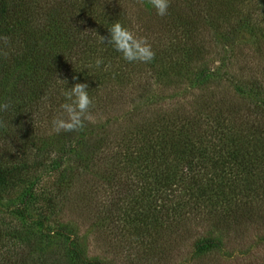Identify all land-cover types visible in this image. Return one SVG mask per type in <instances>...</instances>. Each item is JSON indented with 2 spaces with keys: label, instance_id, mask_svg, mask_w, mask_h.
<instances>
[{
  "label": "trees",
  "instance_id": "obj_1",
  "mask_svg": "<svg viewBox=\"0 0 264 264\" xmlns=\"http://www.w3.org/2000/svg\"><path fill=\"white\" fill-rule=\"evenodd\" d=\"M37 2L0 0V37L9 38L7 45L0 40V52L8 53L7 57L0 54V104L10 105L6 111L0 110V200H10L17 188L26 186L22 209L12 206V212L21 209L24 215L36 197L40 181L37 172L47 162L55 172L68 157L87 166L88 160L105 154L98 145L88 160L83 158L77 141L84 139L83 135L75 143L58 144L57 156L47 157L46 149L59 142H53L55 135L44 133L43 128L49 130L52 120L62 115L61 105L66 102L63 93L75 83H86L94 102L106 87L120 94L135 92L141 86L135 81L138 64L149 67V71L185 67L200 54V25L213 26V15L225 11L218 0H169L166 16L152 10L150 21L157 28L147 25L134 32L147 38L155 58L149 63H130L112 45L101 42L113 23L126 26L121 21L123 16L111 13L108 0L104 1L106 7L97 0H52L46 7ZM251 2L248 0L242 10L232 5L229 9L235 10L239 19L235 25L263 45L264 27L260 24L264 0H256L255 5ZM164 41L171 45L163 49ZM97 59L103 61L99 67ZM245 84L252 90L237 86L245 98H264V93H258L261 79L250 78ZM249 108L246 106L243 113L240 105L230 104L220 117L214 109L200 114L182 109L171 116L146 120L122 137L119 168L129 183H113L127 189L131 200L119 230L120 235L129 238L131 247L134 244L142 249L144 258L164 252L162 231L176 219L201 218L213 224L214 233L195 243L194 252L202 254L221 249L223 232L226 235L239 224L258 218L259 208L264 207V123L250 118ZM206 148L211 156L206 154L199 163L198 155ZM57 174L54 192H46L45 206L37 213L41 226L57 217L55 200L63 197L61 193L71 184V175L65 169L57 170ZM9 211V207L3 211L0 206V214ZM261 217L264 220V214ZM57 230L70 233L64 224ZM48 244L42 232L0 230V264H46L42 249ZM63 258L64 264H101L85 255L76 237L68 242Z\"/></svg>",
  "mask_w": 264,
  "mask_h": 264
},
{
  "label": "rangeland",
  "instance_id": "obj_2",
  "mask_svg": "<svg viewBox=\"0 0 264 264\" xmlns=\"http://www.w3.org/2000/svg\"><path fill=\"white\" fill-rule=\"evenodd\" d=\"M104 1L106 0H97L106 7L108 4ZM218 1L225 11L213 15V26L208 23L207 26L203 23L200 25L198 47L195 44L200 54L188 61L185 67L177 71L158 69L149 71V67L138 64L140 70L138 69L135 81L141 86L131 94L126 91L120 94L118 90L106 87L104 92L99 93L100 99L97 97L90 109L93 122L86 123L83 131L67 134L54 132L52 125L49 130L47 127L43 128L44 133L55 135L52 137L53 142H59L46 149L49 158L57 156L58 144L75 143V139L83 135L84 139H76L80 142L78 150L82 149L80 151L83 158L87 157L88 160L90 153L98 145L105 154L96 155V158L88 160L87 166L80 163L77 158L68 157L56 167L55 172L51 169L52 165L49 166L47 162L42 170L37 172L40 181L36 185V197L29 204L25 215L21 206L26 186L17 188L10 200L7 197L0 200L2 210L7 207L10 210L0 214L1 231L16 228L44 233L49 240V244L42 249L46 264H64L63 257L68 251V242L72 237L79 240L88 258H96L101 264H264V220L261 217V214H264L262 210L264 207L259 208L260 214L255 221L239 224L238 228L226 233L227 238L223 232L220 237L221 249L217 252L202 254L194 252L196 241L208 234L212 235L215 230L212 223L201 218L186 217V221L176 219L167 229L164 228L161 234L164 252L148 259L143 257L141 248L134 244L131 247V243L130 245L128 243L129 238L120 235L119 230V223L123 224L124 214L127 213V202L131 200L127 189L125 191L120 185L129 183V180L126 173L119 168V152L121 153L119 148L122 137L140 123L154 117L171 116L182 109L196 114L202 111L208 113L214 109L215 114L220 117L219 114L230 104L240 105L243 113L246 106L251 107L250 118L254 117L255 121L264 123V104L260 105L264 98L258 96L245 98L237 88L238 86L244 87L246 91L252 90L245 81L256 77L262 82L259 84L258 93L259 91V94L264 93V44L238 28L235 25L239 20L235 10L229 9L232 5L234 9L237 7L242 10L248 0ZM38 2L46 7L52 0ZM108 2L112 6L110 12L123 16L121 21L125 22V27L131 28V31L136 32L147 25L157 28L155 22L150 21L154 8L148 0ZM255 3L256 0H252L251 4ZM261 21L260 26L264 27V18ZM226 34H229V37L224 39L223 36ZM162 39L163 37L159 40ZM173 39L171 43L174 42ZM162 44L163 49L171 45L166 41ZM147 84L151 86L145 92H139L140 88L146 87ZM49 118L54 117L50 115ZM38 119L41 124L42 119L41 121L40 117ZM208 149L198 155L199 163L204 161L203 156L212 153ZM63 169L71 175V184L61 193L63 197L58 196L55 200L57 217L41 226L36 220L37 213L45 206L46 192L50 191L49 194L54 192L57 170L61 172ZM115 180L120 182L118 186L113 183ZM12 206H20L21 209L12 212ZM61 224L67 226L69 234L57 230ZM11 256L14 258V253H11Z\"/></svg>",
  "mask_w": 264,
  "mask_h": 264
},
{
  "label": "clouds",
  "instance_id": "obj_3",
  "mask_svg": "<svg viewBox=\"0 0 264 264\" xmlns=\"http://www.w3.org/2000/svg\"><path fill=\"white\" fill-rule=\"evenodd\" d=\"M148 2L156 10L157 15L164 17L168 14L169 0H148ZM108 32V36H101V42L112 45L127 62L149 63L155 58V52L147 38L137 36L120 22L113 23L108 28ZM0 40L5 45L9 43L8 37H0ZM0 54L5 57L8 55L6 51L0 52ZM102 63L101 59L96 60L97 67ZM74 79L77 78L74 77ZM63 95L66 98V102L61 105L63 114L52 120L53 131L67 134L83 131L86 123L93 122V115L90 111L93 100L89 96L88 85L75 83ZM9 106L7 102L0 104V110L6 111Z\"/></svg>",
  "mask_w": 264,
  "mask_h": 264
}]
</instances>
